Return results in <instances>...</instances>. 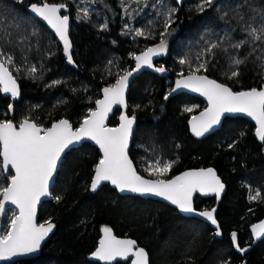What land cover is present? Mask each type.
<instances>
[{"label":"trees","instance_id":"1","mask_svg":"<svg viewBox=\"0 0 264 264\" xmlns=\"http://www.w3.org/2000/svg\"><path fill=\"white\" fill-rule=\"evenodd\" d=\"M73 1L48 0L67 4L76 68L67 64L51 32L28 12L31 4L42 0H0V33L7 39L11 30L13 38L12 43L4 45L5 51L14 55L16 66L21 68L20 72L13 70L20 95L12 98L0 91V119L19 123L31 117L43 127L67 119L74 128L79 127L89 110L95 109L102 89L114 84L123 70L133 69L132 54L159 43V34L164 31V8L177 7L175 22L168 30L171 35L165 37L167 54L160 55L156 64L166 71L144 72L130 87L127 113L137 121L130 156L139 174L150 179L157 177L149 176L144 168L156 158L176 161L162 179L190 169L214 168L225 185V194L221 198L197 196L195 208L216 209L222 237L210 225L186 218L163 203L121 196L109 185L92 192L89 184L101 155L96 147L84 144L66 153L52 198L40 208L39 222L51 220L56 227L54 236L37 260L15 264H97L89 257L105 226L118 237L136 240L148 252L150 264H222L225 260L231 264H264V240L254 244L250 233V227L264 218V142L256 139L254 125L242 118H227L217 132L197 140L191 136L188 123L205 109V103L186 93L164 99L180 78L178 74H188L187 65L179 60L187 55L195 65L206 45L223 36L225 21L219 19L216 8L232 0H217L202 13L196 10L198 0H183L180 4L176 0H163V4L160 0H123V4L122 0H103L85 5L89 9L87 20L80 18L83 13L79 9L83 7ZM253 3L264 7V0ZM104 23L107 30H101ZM135 29L151 31L155 39L135 36ZM33 30L34 36L30 35ZM24 35L30 38L15 42ZM215 51L207 72L197 74L225 83L233 91L264 86V73L257 60L259 51L247 58L234 79L225 76L227 55ZM236 51L229 49L230 53ZM248 51L245 47L238 53L244 57ZM31 65L38 69L36 78L26 72ZM55 80L64 83L50 87ZM190 107L191 112L184 111ZM120 114L117 110L111 126L118 125ZM233 143L235 146L230 148ZM0 183H9L7 174L0 173ZM250 190L253 195L259 190L261 198L249 200ZM56 196L62 199L57 201ZM233 232L240 247L247 248L243 254L235 250Z\"/></svg>","mask_w":264,"mask_h":264},{"label":"snow or ice","instance_id":"2","mask_svg":"<svg viewBox=\"0 0 264 264\" xmlns=\"http://www.w3.org/2000/svg\"><path fill=\"white\" fill-rule=\"evenodd\" d=\"M23 2V0H18ZM88 3H103V0H87ZM139 3L140 0H135ZM163 4V0H160ZM183 0H177L182 3ZM217 0H198L196 10L204 12L211 8ZM123 4V0H122ZM30 11L38 15L55 31L59 39L63 41L64 52L69 63H74L70 52L71 42L68 39V15H61L66 10V3H34L29 6ZM83 13L81 19H89V9H79ZM220 14L219 19L225 21L224 34L218 37L216 42H210L199 54V61L193 65L192 60L185 55L179 60L181 65H187L188 74L181 71L179 79L175 81L173 88L164 99L177 89H191L206 97L208 107L198 116H193L190 124L191 131L200 137L210 131L215 125L220 124L221 117L226 113H241L252 118L256 122V136L264 142V86L248 90L233 91L225 83L218 82L204 74L207 72L208 64L219 50L227 55L228 71L225 72L227 79H234L240 74V66L246 64L247 58L254 52L259 51L260 68L264 73V7H257L253 0H232L231 3L221 4L216 8ZM177 7H166L162 12L164 31L161 32L159 43L147 47L139 55L133 53L135 67L132 70H123L118 74L116 82L102 89L103 99L95 101V109L89 110V114L81 121L79 127L74 128L67 119H61L52 123L50 127H43L31 117H25L19 123L11 119H0V173L7 174L9 183L5 186L0 183V215L6 214V203L14 205L18 212H13L7 230H0V260L11 257L36 253L40 250L42 242L55 227L51 220L37 224L36 206L41 197L50 196V181L57 170V164L65 149L83 139L95 141L102 151V157L94 167V175L89 184L93 192L102 182H110L120 192L130 191L140 194H154L170 201L173 205L186 213H196L193 207V194L205 193L216 194L219 198L224 191L225 185L216 175L213 168H200L190 170L174 176L171 179H162L169 173L176 163L175 160L161 161L156 158L150 161L144 171L156 179H148L140 175L129 157V140L132 135L133 124L136 117L126 114L120 116L118 127H108L106 120L114 105L127 108L125 92L128 87L129 78L134 72L143 67L153 68L156 72L164 73V66H155L153 57L167 54V40L165 37L171 35L168 31L175 22ZM2 15V12H0ZM18 27V25L16 26ZM101 30H107V23L102 24ZM26 30V29H25ZM135 36L155 39V35L143 29H135ZM127 34V33H125ZM239 37L237 38V35ZM30 35H36L33 30ZM29 35L19 37L15 42L21 43L28 40ZM11 30L7 39L0 33V91L10 94L12 98L20 95L17 79L13 76V70L20 72L21 68L16 66L15 57L11 52L5 51V44L12 43ZM248 47L249 51L241 57L238 50ZM229 49L237 50L229 52ZM208 57V58H205ZM111 63V62H109ZM10 66L11 69L10 70ZM38 69L31 65L26 69L27 74L36 78ZM64 83L60 80L52 81L50 87ZM75 91V90H73ZM139 107V106H137ZM12 106L9 105V111ZM184 111L191 112L192 108ZM241 136L244 133L240 134ZM230 144L229 147H234ZM260 192L256 190L253 195L249 194V200L260 199ZM59 201L61 196H56ZM215 208L198 212L212 225L216 226V235H220L219 223L215 218ZM104 236L99 241V246L91 254L101 261H114L117 257L128 259L132 257L131 264H149L148 253L144 248L137 245L133 239L117 238L111 227L102 229ZM255 238L264 237V221L252 225ZM234 247L241 253L247 248H241L237 242V234H231ZM222 264H231L225 260Z\"/></svg>","mask_w":264,"mask_h":264},{"label":"water","instance_id":"3","mask_svg":"<svg viewBox=\"0 0 264 264\" xmlns=\"http://www.w3.org/2000/svg\"><path fill=\"white\" fill-rule=\"evenodd\" d=\"M28 12H29V13H30L35 19H37L40 23H42V24H43V25H44V26H45V27L51 32V34L56 38V40L58 41V43L60 44V46L62 47V50H63V49H64L63 41H61V40L59 39L58 35H57V34L55 33V31H54V30H53V29L47 24V22L44 21L42 18H40L38 15L34 14L33 12H31V11H30V8H28ZM61 15H68V7L66 8V10H62V11H61ZM68 16H69V15H68ZM70 30H71V17L69 16V22H68V39H69V41L71 42V49H70V52H71L72 59H73L74 47H73V43H72V40H71V37H70ZM63 53H64V56H65V58H66V54H65L64 50H63ZM139 54H140V53H139ZM139 54H138V55H139ZM159 59H160V56L153 57V64H154L155 66H156L157 62L159 61ZM66 60H67V58H66ZM73 61H74V60H73ZM135 63H136V62H135V60H134V67H135ZM67 64H68L69 66H72V67H75V68H76L75 63H69L68 60H67ZM134 67H133V68H134ZM151 71H154V69H153V68H148V67H143V68H141V70H139L138 72H134L133 75L129 78V81H128V87H127L126 92H125V99H126V102H127V108H124V107L121 106V105H114L113 108H112V111L108 114V118H107V120H106V122H105L106 125H107L108 127H118L119 124H120V122H121V121H120V116H121L122 114H126V115H128L129 117H131V116L127 113V110H128V95H129L130 87H131V85L133 84V82L135 81V79L138 78L141 74H143L144 72H151ZM173 88H175V82H174V84H173ZM173 88H172V89H173ZM180 93H186V94H188V95H190V96H193V97H195V98H198V99L202 100V101L205 103V109L209 106L206 97L202 96V95H201L200 93H198V92L192 91L191 89H184V88H182V89H177L175 92H172V94L169 95V97H174V96H176V95H178V94H180ZM8 95H10V94H8ZM10 96H11V95H10ZM100 99H103V93H101V98H100ZM95 107H96V105H95ZM117 110H120V111H121V114H120V116H119V123H118L117 126H111V125H110V120H111V118L114 116V114L117 112ZM202 111H204V109H203ZM202 111H201V112H202ZM201 112H199V113H197V114H195V115H193V116H198ZM193 116H192V117H193ZM192 117L190 118L189 123H188V124H189V132H190L191 136H192L193 138L197 139V140H203V139H206L207 137H209V136H211L212 134H214L215 132H217V131L222 127L223 122H224L227 118H231V119H232V118H242V119H245V120L249 121L250 123H252V124L254 125V127H255V137H256V139H257L258 141H260V140L258 139V137L256 136V127H257L256 122H255L252 118L248 117V116L245 115V114H241V113H226L224 116L221 117L220 124L215 125L210 131H208L207 133H205L203 136H200V137L195 136L194 133L191 131V124H190V121H191ZM136 126H137V121L135 120V122H134V124H133V128H132V135H131L130 140H129L128 154H129V157H130V158H131V156H130V150H131V147H132V142H133V138H134V133H135V131H136ZM84 144H90V145L96 147V148L99 150L100 155H101V157H102V151L100 150L99 146L95 143V141H92V140L87 139V138H86V139H83V140H81V141H79L78 143H75L74 145H70L69 148L65 149V152L62 154L61 159H60V161H59L58 164H57V170H56V173H54L53 178H52V180L50 181V189H49V190H50V192H51V195H50V196H46V197H41L39 203H38L37 206H36V222H37V224H40V222H39V212H40V208H41L42 204L45 203V202H47V201H50L51 198H52V190H53V187H54V185H55V183H56V179H57L58 172H59V169H60V167H61V164H62L63 158L65 157V155H66L67 152H69V151H71V150H73V149L79 148V147H81V146L84 145ZM1 159H2V158H1ZM132 161H133V160H132ZM133 164H134V166L136 167V165H135L134 162H133ZM213 169H214V168H213ZM136 170H137V167H136ZM190 170H198V169H190ZM190 170H186V171H190ZM137 172H138V170H137ZM183 172H185V171H183ZM183 172H181V173H183ZM215 172H216V170H215ZM138 173H139V172H138ZM181 173H180V174H181ZM180 174H178V175H180ZM216 175L218 176L217 172H216ZM176 176H177V175H176ZM145 178H147V177H145ZM148 179H150V178H148ZM220 180H221V179H220ZM221 181H222V180H221ZM223 184H224V183H223ZM105 185H109L112 189H114V190H115L119 195H121V196H134V197L137 196V197H140V198H142V199H144V200H152V201H157V202L163 203V204H165V205H167V206H169V207H171V208L177 210L178 212H180L182 216H184V217H186V218H195V219H198V220H200V221H202V222H204V223L210 225L215 231H217L216 226H215V225H212L211 222L208 221L205 217H201V216H199V215H198V212H200V211L197 210V209L195 208V199H196L197 196H200V197H202V198L207 199V198H214V197H217L216 194H205V193H199V192L194 193V194H193L192 202H193V207L196 209V213H186V212L181 211V210L178 208V206L173 205L170 201L165 200L163 197H159V196H156V195H154V194H140V193H134V192H130V191H127V190L124 191V192H120V191H119L114 185H112L110 182H102L101 185L97 188V190H96L94 193L98 192V191L101 189V187H103V186H105ZM225 189H226V188H224V191L220 194L219 198L223 197V195L225 194ZM92 192H93V191H92ZM217 198H218V197H217ZM1 199H2V197H1ZM9 207H10V208L13 207V208L16 209V207H15L14 205H10V204L6 203V208H9ZM206 210H211V209H206ZM17 211H18V209H17ZM202 211H205V210H202ZM214 215H215V218H216V212L214 213ZM0 216L2 217L3 215H0ZM262 221H264V218H263L261 221L255 223V224H258V223H260V222H262ZM253 225H254V224H253ZM219 231H220V233H221L220 226H219ZM55 232H56V227H54L53 231H52L51 233H49V235H48V236L45 238V240L42 242V244H41V248H40V250H39L38 252H36V253H30V254H21V255H17V256L11 257L10 259H7V260H0V264H15V263H18V262H21V261H32V260H37V259L41 256L44 247L50 242V240H51L52 237L54 236ZM250 233H251V235H252V238H253L254 244H257L258 242L264 240V237H261V238H259V239L255 238V236H254V234H253V231H252V226L250 227ZM113 234H114V233H113ZM114 235H115V234H114ZM103 236H104V233H103V235L101 236L100 240L103 238ZM115 236H116V235H115ZM217 236H218L219 238H221V237H222V233H221L220 235H217ZM116 237H117V238H121V239H131V238H128V237H118V236H116ZM100 240H99V241H100ZM231 240H232V236H231ZM232 242H233V241H232ZM137 245H138V243H137ZM98 246H99V243H98ZM98 246H97V247H98ZM138 246H139V245H138ZM141 248H142V247H141ZM235 250H236L238 253H241V252H239L236 248H235ZM94 251H95V250H94ZM145 251H146V250H145ZM146 252H147V251H146ZM147 253H148V252H147ZM242 254H243V253H242ZM132 259H133L132 257H129L128 259H123V258L117 257L116 260H114V261H108V262H106V261H101V260H99V259L93 257L92 255H90V257H89V260H90L91 262H93V263H97V264H131V260H132ZM148 261H149V264H150V257H149V254H148Z\"/></svg>","mask_w":264,"mask_h":264},{"label":"rangeland","instance_id":"4","mask_svg":"<svg viewBox=\"0 0 264 264\" xmlns=\"http://www.w3.org/2000/svg\"><path fill=\"white\" fill-rule=\"evenodd\" d=\"M71 1H73V0H71ZM141 1H144V0H141ZM73 2L77 6H81V7H87L85 5L88 3L87 0H74ZM126 26L128 27L129 24H127ZM190 108H192V107H190ZM6 209H7L6 214H4L2 217L0 216V230H4V231L7 230V224L10 222V218L12 216V213L13 212H18L17 209H15L13 207H11V208L9 207V208H6Z\"/></svg>","mask_w":264,"mask_h":264}]
</instances>
